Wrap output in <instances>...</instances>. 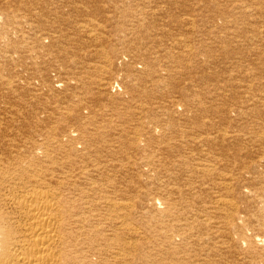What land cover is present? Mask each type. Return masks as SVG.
I'll return each mask as SVG.
<instances>
[{
    "label": "rangeland",
    "instance_id": "374dc122",
    "mask_svg": "<svg viewBox=\"0 0 264 264\" xmlns=\"http://www.w3.org/2000/svg\"><path fill=\"white\" fill-rule=\"evenodd\" d=\"M8 1L2 0L1 4L0 0V8L5 5V8L9 7L8 5H12L13 8L20 5L24 10V14H22L23 11L19 8L20 15H26V13L29 15H26L28 24L23 30L26 37L30 35L27 37L29 46L21 53L19 52L25 58H23V62L21 60L16 64L9 65L8 68L12 71L9 74L12 76L10 78H14L12 79V83L15 85L14 90H18L17 95L23 99L20 112L27 117L36 116L38 113L46 127L50 125L56 127L70 122L68 128L77 125L74 109L86 106L92 112L91 115L86 114L87 117H90L89 123L92 120L88 131L92 130L91 134L96 133L99 142L97 145L101 147L97 149V154L104 155V159L111 165L109 168H113L111 170L108 167H102L103 175L107 172L106 177L110 181L112 180V183H106L102 178V183L111 185L108 189L109 194H107L110 195V198L122 194L126 202L131 201L129 212L133 211V214L128 219L127 225L130 228L134 226L140 236H135V239L134 236L128 235L130 241L123 238V242L131 244H127L129 248L123 264H176L177 262L179 264H194L193 260H195V264H199L200 259V264L207 260L208 263L204 262L205 264H264V243L258 242L254 246L255 250L252 251V254L247 252L245 244L247 239L245 237L253 236L255 231V234L264 237V226L260 227L264 225V195H262L264 194V0H72L62 5L56 4L54 0H30L32 3L34 2L33 5L28 2L29 0ZM76 2V5L72 4ZM23 6L28 7V10ZM50 6L52 9L61 8L62 12L60 13L62 14L58 16L55 14L54 17ZM64 6H68V9ZM34 9L40 13L35 15ZM72 9L79 10L74 12ZM43 17L44 19H42ZM86 18L95 21V23L89 22L90 28L87 27V29L79 25L87 20ZM47 26L50 28L56 26L55 30H52L54 35L50 33L49 36L53 37V40H56L59 45L52 52V55L55 54L57 59L50 60L51 62L37 58L40 53L38 43L41 39L39 37L42 36L41 38L45 39L43 34L48 33V29H50ZM31 27L32 34H30ZM71 27H74L73 30L70 29ZM44 29L47 30L41 32ZM58 31H63L61 33L67 36L66 39L62 40L61 36L59 37L60 33L57 34ZM37 32L40 35H36ZM84 33L86 36H83ZM82 36L88 37L89 42H86L87 40L85 41ZM36 37L38 38L36 39ZM75 41L77 45L73 43ZM77 46L78 48H76ZM63 48L65 49L63 50ZM37 65H41L40 68ZM37 69H43V72ZM61 70L62 72L66 70V72L60 74ZM28 71L30 72L28 73ZM66 74L68 75L66 76ZM58 75H61L60 78ZM39 80L41 82H38ZM115 80L118 86H121L120 88L113 89L106 85ZM42 81H46V83ZM16 111L17 109L12 110V114H16ZM12 114L10 116H13ZM23 118L21 117L19 120H25ZM95 125L98 126L96 131ZM109 137L112 138L109 140ZM112 144L113 148L111 149ZM77 145L79 150L83 149V144L77 142ZM114 152L120 157H114ZM209 158L211 159L208 160ZM243 160L245 163L242 162ZM212 161L215 162V167H209L214 165ZM240 169L245 170H242V173ZM248 171L249 173H247ZM245 181L247 182L245 183ZM221 183L222 186H220ZM248 184L252 186L251 189ZM168 187L171 188L168 189ZM189 187L190 191L187 189ZM200 188L203 192L200 191ZM240 188L243 197L234 194ZM178 190L182 192H178ZM188 191L189 193H187ZM220 191L221 193H219ZM217 199L219 202H216ZM172 200L180 202L181 208L169 212L168 206ZM257 200L258 202L255 203ZM151 203L154 204V208L150 206ZM213 203L218 208L213 206ZM222 206L223 208H221ZM194 208L199 213L194 211ZM214 208L218 210H214ZM260 210L262 213L257 212ZM187 212H190L189 215ZM259 214L260 217H258ZM194 216L196 217L194 218ZM228 216H230L229 220ZM185 217L186 219L189 217L190 219L187 220L190 222ZM204 217L207 220H204ZM209 217L212 219H208ZM232 218L234 219L232 220ZM181 220L184 222H180ZM196 222L198 223L196 224ZM232 222L234 223L232 224ZM169 224L179 227L181 231L177 227L170 229ZM193 226L194 228H192ZM248 226L250 229L252 228V231L247 232L246 227ZM200 228L207 229L206 233L203 230V232L198 231L201 230ZM209 228H214V230L210 231ZM109 229L104 231L108 230V233H112ZM177 231L183 236H179ZM187 236L193 239H189ZM211 237L214 238L210 240ZM191 241L197 242L194 244ZM199 242L204 244V247ZM170 243H172L171 246ZM186 244L187 246H185ZM130 246L134 249L132 250ZM108 247L110 249L109 244ZM108 249L106 248L104 257L109 258L108 263L116 264L115 259L112 258L114 257L112 249L110 251ZM179 252L182 253L180 257L181 260L183 259L182 262L179 259ZM176 253L179 256H175ZM107 254H110V257ZM189 255H193L194 258L190 256L189 259ZM202 258L205 260L203 259V261Z\"/></svg>",
    "mask_w": 264,
    "mask_h": 264
},
{
    "label": "bare ground",
    "instance_id": "6f19581e",
    "mask_svg": "<svg viewBox=\"0 0 264 264\" xmlns=\"http://www.w3.org/2000/svg\"><path fill=\"white\" fill-rule=\"evenodd\" d=\"M8 1V0H7ZM15 1V0H14ZM33 1V0H32ZM43 1V0H42ZM72 0H54L56 4H64L68 3ZM74 1V0H73ZM77 1V0H75ZM9 2V1H8ZM11 2V1H10ZM28 2H31L30 0ZM39 2V1H38ZM100 2V1H99ZM1 0V4H2ZM6 3V2H5ZM24 3V2H23ZM22 3V4H23ZM27 3V2H26ZM25 3V4H26ZM32 3V2H31ZM34 3V2H33ZM32 3V5H33ZM96 3V2H95ZM7 4V3H6ZM16 4V3H15ZM14 4V5H15ZM21 4V3H20ZM28 4V3H27ZM46 4V3H45ZM73 5H76L77 2ZM79 4V3H78ZM84 4V3H83ZM82 4V5H83ZM93 4V3H92ZM104 4V3H103ZM4 5V4H3ZM40 5V4H39ZM49 5V4H47ZM51 5V3H50ZM71 5V3H70ZM80 5V4H79ZM9 7L0 8V264H111L108 263V259L106 256L104 257V253H106V248L108 249V244L110 246L111 251L114 253L113 259H115L116 264H123L125 255L128 253V248L126 242H123V238H127L129 240V236H138L139 232L136 228L128 227V219L132 216L133 211L129 212L131 208V201H127V203L123 199L122 194L115 195V198H110L108 193V189L111 185H106V183H112L106 174L103 175L102 169L109 168L111 165L104 159V155L97 154V149L101 148L98 146L99 142L97 141L98 137L95 134H91V131H88V127L90 126L89 120L90 117H87L92 114L86 106H80L74 109V113L76 115L77 125L71 126L68 128V124L70 122L60 124L59 126H44L43 120L41 119L37 113L36 116H24V113L20 112L21 104H23L21 98L17 95L18 90H14L15 85L12 83V77L9 75L12 71L9 70V65L16 64V62H20L23 58L21 53L22 50L28 48L27 37L24 35L23 30L28 24V14L20 15L21 7L18 5L14 8L12 5H8ZM29 6V5H28ZM31 6V5H30ZM81 6V5H80ZM79 6V7H80ZM88 6V5H87ZM26 7V6H25ZM24 9H27L28 7ZM32 7V6H31ZM35 7V6H34ZM47 7V6H46ZM52 15L55 14L58 16L62 13L60 9H52ZM65 8L68 6H64ZM63 7V8H64ZM71 7V6H70ZM73 7V6H72ZM5 8V9H4ZM13 8V9H12ZM41 9V7H39ZM49 8V7H47ZM62 8V9H63ZM78 8V7H77ZM46 9V8H45ZM76 9V7H75ZM86 9V8H85ZM246 9V8H245ZM28 10V9H27ZM36 9H34V13ZM43 10V8H42ZM65 10V9H64ZM71 10V9H70ZM79 10V9H78ZM77 10V11H78ZM84 10V9H82ZM95 10V9H94ZM24 14V10H22ZM72 11H74L72 9ZM71 11V12H72ZM74 11V12H77ZM89 11V10H88ZM98 11V10H97ZM49 12V11H48ZM70 12V14H72ZM80 12V13H79ZM78 13L81 14V11ZM29 13V12H28ZM40 11L36 12L39 14ZM99 13V12H98ZM32 14V13H31ZM45 14V13H44ZM67 14V13H66ZM74 14V13H73ZM101 14V13H100ZM44 16V15H43ZM56 16V17H57ZM88 16V15H87ZM42 17V16H41ZM61 17V16H59ZM70 17V16H69ZM38 18V17H36ZM40 18V17H39ZM38 18V19H39ZM62 18V17H61ZM85 18V16H84ZM83 18V19H84ZM136 18V17H135ZM31 19V18H30ZM34 19V18H33ZM44 19V17L42 18ZM51 19V18H50ZM54 19V18H53ZM76 19V18H75ZM87 20L81 22L80 27L90 26V23H95L90 18H86ZM78 20V19H77ZM95 20V19H94ZM107 20V19H106ZM110 20V19H109ZM112 20V19H111ZM125 20V19H124ZM48 21V19H47ZM65 21V19H64ZM33 22V21H32ZM31 22V23H32ZM45 22V21H44ZM52 22V21H50ZM70 22V21H69ZM109 22V21H108ZM113 23V21H111ZM194 22V21H193ZM43 23V22H42ZM67 23V22H66ZM99 23V22H98ZM41 24V23H40ZM62 24V23H61ZM74 24V23H73ZM110 24V23H109ZM136 24V23H135ZM138 24V23H137ZM42 25V24H41ZM46 25V24H45ZM47 25H49L47 23ZM57 26V24H55ZM77 25V24H76ZM98 25V24H96ZM103 25V24H102ZM121 25V24H120ZM184 25V24H183ZM48 27V33L43 34L45 39L39 37L40 42L38 43L39 54L38 59H42L47 62H51L50 60L57 59V56L52 52L58 47V42L53 40V37L49 36L50 33L54 35L55 27ZM70 26V25H68ZM72 26V25H71ZM124 26V25H123ZM46 27V28H47ZM61 27V26H60ZM66 27V26H65ZM98 27V26H93ZM92 27V28H93ZM194 27V26H193ZM45 28V27H43ZM74 28V27H73ZM71 27L70 29L73 30ZM81 28V29H82ZM90 28V27H89ZM94 28V30H95ZM120 28V27H119ZM125 28V27H124ZM123 28V30H124ZM30 34H32V27L30 28ZM69 29V30H70ZM77 29V28H76ZM80 29V30H81ZM103 29V28H102ZM118 29V28H117ZM116 29V30H117ZM28 30V29H27ZM34 30V29H33ZM47 29H44L41 32H44ZM59 30V29H58ZM91 30V29H90ZM115 30V31H116ZM120 30V29H119ZM117 30V31H119ZM139 31V29H137ZM28 31V32H29ZM38 31V30H37ZM78 31V30H77ZM82 31V30H81ZM121 31V30H120ZM39 32V31H38ZM36 35H40L38 33ZM63 31H58L60 33L59 37L64 40L67 37L65 34L61 33ZM70 32V31H69ZM92 32V31H91ZM23 33V34H22ZM68 33V32H67ZM66 33V34H67ZM79 33V32H77ZM76 33V36H77ZM83 33V32H82ZM81 33V34H82ZM124 33V32H123ZM137 34V32L135 31ZM28 34V33H27ZM26 34V35H27ZM74 34V33H73ZM87 34V33H86ZM120 34V33H119ZM135 34V35H136ZM35 35V34H34ZM33 35V36H34ZM48 35V36H47ZM71 35V34H70ZM80 35V34H79ZM107 35V34H105ZM47 36V37H46ZM72 36V35H71ZM81 36V35H80ZM83 36H86L85 33ZM82 36V37H83ZM137 36V35H136ZM120 37V36H119ZM128 37V36H126ZM38 37H36L37 39ZM69 38V36H68ZM67 38V39H68ZM76 38V37H75ZM79 39H82L78 37ZM85 41L87 40L86 37ZM94 38V37H93ZM100 38V37H99ZM228 38V37H227ZM32 39V37H31ZM57 39V38H56ZM66 39V38H65ZM72 40V39H71ZM93 40V39H92ZM224 40V39H223ZM226 40V37H225ZM74 41V40H73ZM83 41V40H82ZM91 41V40H90ZM95 41V39H94ZM120 41V40H119ZM124 41V40H123ZM37 42V41H34ZM48 42V43H47ZM66 42V41H65ZM64 42V43H65ZM86 42H89L87 40ZM105 42V41H104ZM112 42V41H111ZM60 43V42H59ZM72 43V42H69ZM68 43V44H69ZM77 45L76 41L73 42ZM80 43V42H79ZM224 43V42H223ZM62 44V43H61ZM93 44V43H92ZM95 44V42H94ZM36 45V44H35ZM64 45V44H63ZM62 45V46H63ZM79 45V44H78ZM101 45V43H100ZM217 45V44H215ZM228 45V44H227ZM66 46V45H65ZM63 46V47H65ZM93 46V45H92ZM218 46V45H217ZM61 47V46H60ZM68 47V46H67ZM66 47V48H67ZM72 47V46H70ZM74 47V46H73ZM129 47V46H128ZM127 47V48H128ZM69 48V47H68ZM78 48V46L76 47ZM36 49V48H35ZM59 50V48H57ZM65 48H63L64 50ZM75 49V48H74ZM104 49V48H103ZM113 49V48H112ZM72 49L70 48V51ZM78 50V49H77ZM131 50V49H130ZM36 51V50H35ZM60 51V50H59ZM58 51V52H59ZM190 51V50H189ZM56 52V51H55ZM57 52V53H58ZM62 52V51H61ZM85 52V51H84ZM36 53V52H35ZM60 53V52H59ZM65 53V52H64ZM197 53V52H196ZM69 54V53H68ZM67 54V55H68ZM75 54V53H74ZM159 54V53H157ZM195 54V53H194ZM56 56V57H55ZM63 56V54H62ZM70 56V55H68ZM64 57V56H63ZM72 57V56H71ZM74 57V56H73ZM135 57V56H133ZM132 57V59H133ZM138 57V56H137ZM142 57V56H140ZM30 58V57H28ZM27 58V59H28ZM34 58V57H32ZM31 58V59H32ZM107 58V57H106ZM62 59V58H61ZM37 60V59H36ZM72 60V59H71ZM75 60V59H74ZM130 62L131 59L129 58ZM135 60V59H134ZM137 60V58H136ZM195 60V59H194ZM32 61V60H31ZM66 61V60H65ZM21 62V63H22ZM43 62V61H42ZM59 62V61H58ZM134 62V61H133ZM25 63V62H24ZM46 63V62H45ZM139 63V61H138ZM19 64V63H18ZM32 64V62H31ZM38 64V63H36ZM40 64V63H39ZM43 64V63H42ZM48 64V63H47ZM57 64V63H56ZM129 64V63H128ZM137 64V63H136ZM21 65V64H20ZM25 65V64H24ZM46 65V64H45ZM50 65V64H48ZM53 65V64H51ZM59 65V64H58ZM173 65V64H172ZM16 66V65H15ZM39 68L40 66L37 65ZM43 66V65H42ZM55 66V65H54ZM78 66V65H77ZM134 66V65H133ZM20 67V66H19ZM26 67V65H25ZM46 67V66H45ZM132 67V66H131ZM23 68V67H22ZM21 68V69H22ZM44 68V67H43ZM52 68V67H51ZM56 68V67H55ZM61 68V67H60ZM63 68V67H62ZM73 68V67H72ZM137 68V67H135ZM134 68V69H135ZM11 69V68H10ZM14 69V68H13ZM20 69V70H21ZM28 69V68H27ZM26 69V70H27ZM87 69V68H86ZM133 69V68H132ZM43 72V69H37ZM51 70V69H50ZM79 70V69H78ZM136 70V69H135ZM25 71V70H24ZM31 71V70H30ZM28 71V73L30 72ZM38 71V72H39ZM84 71V70H83ZM138 71V70H137ZM63 72H66L63 71ZM61 70V73H63ZM75 72V71H74ZM35 73V71H34ZM32 73V74H34ZM56 73V72H55ZM133 73V71H132ZM50 74V73H49ZM54 74V73H53ZM76 74V73H75ZM37 75V74H35ZM39 75V74H38ZM37 75V76H38ZM42 75V74H41ZM68 74H66L67 76ZM77 75V74H76ZM74 75V76H76ZM88 75V74H87ZM131 75V74H130ZM33 76V75H31ZM43 76V75H42ZM57 76V75H56ZM61 76V75H60ZM58 75V78H60ZM65 76V75H64ZM62 76V77H64ZM65 76V77H66ZM105 76V75H104ZM36 77V76H35ZM46 77V76H44ZM20 78V77H19ZM37 78V77H36ZM74 78V77H73ZM72 78V80H73ZM105 78V77H104ZM48 79V75H47ZM51 79V78H50ZM68 79V78H67ZM16 80V79H15ZM24 80V79H23ZM32 80V79H31ZM36 80V79H33ZM71 80V79H70ZM29 81V80H28ZM63 81V79H62ZM76 81V79H75ZM113 81V80H112ZM127 81V80H125ZM155 81V80H154ZM38 82H41L40 80ZM43 82V81H42ZM65 82V81H64ZM102 82V81H101ZM99 82V83H101ZM115 82V83H114ZM109 82L106 85L109 88L119 87L116 83ZM43 83H46L44 81ZM114 83V84H113ZM17 84V83H16ZM33 84V83H32ZM35 84V83H34ZM82 84V83H81ZM132 84V83H131ZM130 84V85H131ZM169 84V83H168ZM167 84V85H168ZM64 85V84H63ZM128 85V84H127ZM31 86V85H30ZM70 86V85H69ZM105 86V85H104ZM124 86H126L124 84ZM36 87V86H35ZM84 87V86H83ZM87 87V86H86ZM103 87V86H102ZM121 87V86H120ZM119 87V88H120ZM132 87V86H131ZM175 87V86H174ZM22 88H24L22 86ZM107 88V87H106ZM108 88V89H109ZM124 88V87H123ZM225 88V87H224ZM53 89V88H52ZM68 89V88H67ZM175 89V88H174ZM43 90V89H42ZM23 91V90H22ZM29 91V90H28ZM117 91V90H115ZM164 91V90H163ZM249 91V90H248ZM10 92V93H8ZM35 92V91H34ZM77 92V91H76ZM251 92V91H250ZM48 93V92H47ZM54 94V93H53ZM61 94V93H60ZM75 94V93H74ZM23 95V94H22ZM17 96V97H16ZM21 96V94H20ZM64 96V95H63ZM55 97V95H54ZM79 97V96H78ZM83 97V95H82ZM18 98V99H17ZM23 98V97H22ZM45 99V98H44ZM25 100V99H24ZM38 100V99H37ZM68 100V99H67ZM27 101V100H26ZM74 101V100H73ZM80 103L82 101L79 100ZM78 101V102H79ZM91 101V100H90ZM84 102V101H83ZM82 102V103H83ZM191 102V101H190ZM193 102V101H192ZM25 104V103H24ZM55 104V103H54ZM77 104V103H76ZM190 104V103H189ZM194 104V103H193ZM196 104V103H195ZM202 104V103H199ZM27 105V104H26ZM56 105V104H55ZM74 105V103H73ZM191 105V104H190ZM198 105V104H197ZM75 106V105H74ZM73 106V107H74ZM88 106V105H87ZM199 106V105H198ZM63 107V106H62ZM194 107V106H193ZM197 107V106H196ZM42 108V107H40ZM17 109L16 114H12V110ZM10 110L11 112H9ZM71 110V109H70ZM61 111V110H60ZM66 111V110H65ZM64 111V112H65ZM33 112V111H32ZM12 114L13 116H10ZM60 114V113H58ZM68 114V113H67ZM87 114V115H86ZM50 116V115H49ZM71 116V115H70ZM11 117V118H10ZM21 117H24L25 120H19ZM65 117V116H64ZM92 117V116H91ZM33 118V120H32ZM74 122V121H73ZM75 123V122H74ZM95 124V123H94ZM48 125V124H47ZM73 125V124H72ZM98 125V124H97ZM207 126V125H205ZM47 129H46V128ZM95 131L98 126H96ZM210 127V126H209ZM92 128V127H90ZM206 128V127H205ZM94 129V128H93ZM90 130V129H89ZM101 130V129H100ZM103 131V130H102ZM101 131V132H102ZM107 132V131H106ZM168 132V131H167ZM94 133V132H93ZM100 133V132H99ZM103 133V132H102ZM171 133V132H170ZM215 134V133H214ZM106 135V133H105ZM111 135V134H108ZM167 135V134H166ZM229 135V134H227ZM162 136V135H161ZM214 136V135H213ZM212 136V137H213ZM216 136V135H215ZM78 139H75V138ZM103 137V136H102ZM105 137V136H104ZM166 137V136H165ZM223 137V136H220ZM219 137V138H220ZM261 137V136H260ZM112 137H109V140ZM218 138V139H219ZM101 139V138H99ZM107 139V138H106ZM158 139V138H157ZM217 139V140H218ZM108 140V141H109ZM185 140V139H184ZM210 140V139H209ZM213 140V139H211ZM210 140V141H211ZM221 140V139H220ZM105 141V140H104ZM205 141V140H204ZM207 141V140H206ZM77 142L83 144V149L79 150L77 148ZM102 142V141H100ZM112 142V140H111ZM217 142V141H216ZM98 144V145H97ZM108 144V143H107ZM110 144V143H109ZM202 144V143H201ZM214 144V142H213ZM81 146V145H80ZM106 147V146H105ZM111 149L113 148L110 147ZM109 148V149H110ZM116 148V146H115ZM140 148V147H139ZM104 149V148H103ZM108 150V149H107ZM120 150V149H119ZM103 151V150H102ZM116 151V150H115ZM161 151V150H160ZM99 152V151H98ZM118 152V151H117ZM101 153V151H100ZM104 153V152H102ZM107 153V152H106ZM113 153V152H111ZM120 153V152H119ZM114 157L119 156L114 152ZM207 154V153H206ZM110 155V154H109ZM219 156V155H217ZM216 156V157H217ZM112 157V156H111ZM120 157V156H119ZM208 157V156H207ZM215 157V156H213ZM215 157V158H216ZM262 157V156H261ZM220 158V157H219ZM240 158V157H239ZM189 159V157H188ZM209 158L208 160H210ZM223 159V158H222ZM242 159V158H241ZM240 159V161H241ZM190 161V160H189ZM207 161V160H205ZM214 161V160H213ZM212 161V162H213ZM221 161V160H220ZM236 161V160H235ZM238 161V162H240ZM113 162V161H112ZM201 162V161H200ZM219 162V161H218ZM223 162V161H222ZM225 162V161H224ZM237 162V163H238ZM244 162V160L242 161ZM263 162V161H262ZM213 162L212 164H214ZM241 163V162H240ZM245 163V162H244ZM211 164V165H212ZM224 164V163H222ZM239 164V163H238ZM237 164V165H238ZM247 164V163H246ZM244 164V165H246ZM202 165V164H200ZM205 165V164H204ZM207 165V163H206ZM210 165V164H209ZM208 165V166H209ZM221 165V164H220ZM226 165V164H225ZM263 165V164H262ZM207 166V167H208ZM215 167V164L209 167ZM239 166V165H238ZM103 167V168H102ZM126 167V166H125ZM200 167V166H199ZM197 167V168H199ZM206 167V168H207ZM217 167V165H216ZM237 167V166H236ZM243 167V166H242ZM240 167V168H242ZM254 167V166H252ZM118 168V167H117ZM139 168V167H138ZM225 168V167H224ZM238 168V167H237ZM236 168V169H237ZM111 169V168H109ZM113 169V168H112ZM111 169V170H112ZM120 169V167H119ZM210 169V168H209ZM214 169V168H213ZM235 169V170H236ZM254 169V168H253ZM106 170V169H105ZM117 170V169H116ZM207 170V169H206ZM205 170V172H206ZM241 170V169H240ZM245 170V169H242ZM241 170V171H242ZM108 171V170H106ZM114 171V170H113ZM199 171V170H198ZM201 171V169H200ZM204 171V170H203ZM213 171V170H211ZM215 171V170H214ZM247 171V169H246ZM253 171V170H252ZM111 172V171H110ZM121 172V171H117ZM255 172V171H254ZM115 173V172H113ZM180 173V172H179ZM212 173V172H211ZM243 173V171H242ZM249 173V171L247 172ZM246 173V174H247ZM251 173V172H250ZM116 174V173H115ZM196 174V173H195ZM236 174V173H235ZM245 174V175H246ZM254 174V173H253ZM111 175V174H109ZM114 175V174H112ZM120 175V174H119ZM185 175V174H184ZM238 175V174H237ZM262 175V174H261ZM260 175V176H261ZM116 176V175H115ZM122 176V175H121ZM253 176V175H252ZM175 177V175H174ZM238 177V176H237ZM240 177V175H239ZM242 177V176H241ZM262 177V176H261ZM101 178V180H100ZM107 178V179H106ZM112 178V177H111ZM114 178V177H113ZM119 180V176L117 177ZM176 178V177H175ZM260 178V177H259ZM264 179V178H263ZM191 180V179H190ZM233 180V179H232ZM244 180V179H243ZM249 180V178H248ZM253 180V179H252ZM256 180V179H255ZM258 180V179H257ZM114 181V180H113ZM175 181V180H174ZM192 181V180H191ZM214 181V180H213ZM216 181V180H215ZM237 181V180H236ZM239 181V178H238ZM262 181V180H261ZM117 182V181H116ZM119 182V181H118ZM172 182V181H171ZM185 182V181H184ZM183 182V183H184ZM222 182V181H221ZM225 182V181H224ZM228 182V181H227ZM232 182V181H231ZM241 182V181H240ZM247 181H245L246 183ZM255 182V181H254ZM186 183V182H185ZM184 183V184H185ZM188 183V182H187ZM192 183V182H191ZM115 184V183H113ZM195 184V183H194ZM217 184V183H216ZM226 184V183H224ZM241 184V183H240ZM251 184V183H250ZM248 184V186L250 185ZM260 186L262 184L259 183ZM176 185V184H175ZM174 185V186H175ZM182 185V184H181ZM207 185V184H205ZM214 185V184H213ZM212 185V186H213ZM219 185V184H218ZM236 185V184H235ZM234 185V188H235ZM119 186V185H118ZM188 186V185H187ZM190 186V185H189ZM193 186V185H192ZM215 186V185H214ZM222 186V183L221 185ZM219 186V187H220ZM224 186V185H223ZM229 186V185H228ZM244 186V185H243ZM177 187V185H176ZM183 187V186H182ZM216 187V186H215ZM231 187V185L229 186ZM228 187V188H229ZM250 185V189H251ZM254 187V186H253ZM257 187V184H256ZM171 187H168V189ZM173 188V187H172ZM192 188V187H191ZM203 188V187H202ZM223 188V187H222ZM239 188V186H238ZM247 188V187H246ZM179 189V188H178ZM186 189V188H185ZM190 191V187L187 188ZM194 189V188H192ZM191 189V191H192ZM209 189V188H208ZM219 189V188H218ZM248 189V188H247ZM253 189V188H252ZM114 190V189H113ZM198 190V188H197ZM226 190V189H225ZM233 190V189H232ZM245 190V188H244ZM118 191V190H116ZM172 191V190H170ZM169 191V192H170ZM174 191V190H173ZM181 190H178L180 192ZM189 191L187 193H189ZM196 191V190H194ZM201 191V188H200ZM212 191V189H210ZM242 189L234 193L235 196L241 195L243 197ZM247 191V190H245ZM119 192V191H118ZM182 192V191H181ZM186 192V191H185ZM193 192V191H192ZM203 192V191H201ZM217 192V191H216ZM225 192V191H224ZM229 192V191H228ZM253 192V191H252ZM186 193V194H187ZM195 193V192H194ZM199 193V192H198ZM208 193V192H206ZM210 193V192H209ZM221 193V191L219 192ZM226 193V192H225ZM152 194V193H151ZM167 194V193H165ZM182 194V193H181ZM196 194V193H195ZM237 194V195H236ZM255 194V193H254ZM193 196V194H190ZM197 195V194H196ZM208 195V194H207ZM217 195V194H215ZM214 195V196H215ZM264 195V194H262ZM174 197V196H173ZM176 197V196H175ZM186 197V196H185ZM184 197V198H185ZM194 198V197H193ZM200 198V197H199ZM226 198V197H225ZM260 198V197H258ZM220 199V198H219ZM217 199L216 202L219 200ZM228 199V198H227ZM249 199V198H248ZM190 200V199H189ZM199 200V199H198ZM210 200V199H209ZM221 200V199H220ZM223 200V198H222ZM230 202L231 199L229 198ZM228 200V201H229ZM237 200V199H236ZM260 201V199H258ZM258 200L255 202L257 203ZM168 201V200H167ZM170 201V200H169ZM186 201V200H184ZM183 201V202H184ZM188 201V200H187ZM212 201V200H211ZM225 201V200H224ZM248 201V200H247ZM156 202V200H155ZM154 202V203H155ZM181 202V203H183ZM189 202V201H188ZM187 202V203H188ZM202 202V200H201ZM200 202V204H202ZM219 202V201H218ZM234 202V201H233ZM246 202V200H245ZM134 203V202H133ZM186 203V204H187ZM199 203V202H198ZM221 203V202H220ZM226 203V202H225ZM229 203V202H228ZM226 203V204H228ZM147 204V203H146ZM200 204L198 206H200ZM214 204V203H213ZM235 204V203H234ZM133 205V204H132ZM183 205V204H182ZM195 205V204H194ZM252 205V204H251ZM141 206V205H140ZM150 206L154 204L151 203ZM212 206V205H210ZM217 207V205H213ZM254 206V204L252 205ZM180 202L176 200H172L168 206L169 212L173 209H179ZM187 207V206H186ZM220 207V206H219ZM134 208V207H133ZM181 208V207H180ZM205 208V206H204ZM218 208V207H217ZM217 208H214L216 210ZM223 208V206L221 207ZM234 208V207H233ZM144 209V208H143ZM187 209V208H185ZM201 209H203L201 207ZM199 209V210H201ZM206 209V208H205ZM228 209V208H227ZM253 209V208H252ZM197 210V209H196ZM194 208V211H196ZM207 210V209H206ZM218 210V209H217ZM235 210V208H234ZM233 210V212H234ZM157 211V210H156ZM184 211V209H182ZM190 211V209H189ZM210 211V209H209ZM220 211V210H219ZM142 212V211H141ZM151 212V211H150ZM159 212V211H158ZM165 212V211H164ZM198 212V211H196ZM195 212V213H196ZM213 212V211H212ZM216 212V211H214ZM258 213H262V211H257ZM188 213V212H187ZM190 213V212H189ZM188 213V215H189ZM199 213V212H198ZM202 214V212H200ZM217 213V212H216ZM215 213V214H216ZM151 215V213H149ZM148 214V215H149ZM162 214V213H161ZM139 215V214H138ZM137 215V216H138ZM141 215V214H140ZM147 215V216H148ZM155 215V214H154ZM158 215V213H157ZM178 215V214H177ZM204 215V214H203ZM200 215V216H203ZM211 215H213L211 213ZM243 215V214H242ZM135 216V215H134ZM143 216V215H142ZM153 216V213H152ZM156 216V215H155ZM154 216V217H155ZM171 216V215H170ZM185 216V215H184ZM191 216V214H190ZM189 216V217H190ZM199 216V215H198ZM197 216V218H198ZM216 216V215H214ZM220 216V215H219ZM261 215L259 214L258 217ZM151 217V216H150ZM153 217V219H154ZM166 217V216H165ZM187 217V215H186ZM185 217V219H186ZM188 217V218H189ZM192 217V216H191ZM196 216H194L195 218ZM218 217V216H216ZM224 217V216H222ZM226 217V216H225ZM230 216H228V220ZM257 217V215H256ZM135 218V217H134ZM152 218V217H151ZM164 218V216H163ZM167 218V217H166ZM183 218V216H182ZM187 218V219H188ZM202 218V217H201ZM212 219L209 217L208 219ZM251 218V217H250ZM139 219V218H138ZM144 219V218H143ZM149 219V218H148ZM156 219V218H155ZM171 219V218H169ZM186 219V220H187ZM190 219V218H189ZM224 219V218H222ZM234 218H232L233 220ZM258 219V218H257ZM142 220V218H141ZM145 220V219H144ZM163 220V219H162ZM179 220V219H178ZM192 220V219H191ZM196 220V219H195ZM198 220V219H197ZM200 220V219H199ZM198 220V221H199ZM204 220H207V218ZM227 220V222H228ZM263 220V217H262ZM147 221V219H146ZM153 221V220H152ZM164 221V220H163ZM170 221V220H169ZM168 221V222H169ZM188 221V220H187ZM186 221V222H187ZM203 221L202 219L200 220ZM212 221V220H211ZM223 221V220H221ZM225 221V219H224ZM223 221V222H224ZM236 221V219H235ZM141 222V221H139ZM167 222V223H168ZM175 222V221H174ZM184 222V221H180ZM186 222L184 223L186 225ZM190 222V221H188ZM226 222V223H227ZM239 222V221H238ZM242 222V221H240ZM244 222V221H243ZM253 222V221H252ZM251 222V223H252ZM258 222V221H257ZM256 222V223H257ZM158 223V222H157ZM166 223V222H165ZM164 223V224H165ZM193 223V221H192ZM191 223V224H192ZM198 222H196L197 224ZM204 223V222H203ZM231 223V222H230ZM234 222H232L233 224ZM255 223V225H256ZM261 223V222H260ZM133 224V223H132ZM156 224V223H155ZM154 224V225H155ZM159 224V223H158ZM161 224V223H160ZM181 224V223H180ZM183 224V225H184ZM189 225V223H187ZM195 224V223H194ZM229 224V223H228ZM231 224V225H232ZM250 224V223H249ZM131 225V223H130ZM157 225V224H156ZM170 225V224H169ZM187 225V226H188ZM193 225V224H192ZM200 225V223H199ZM204 225V224H203ZM226 225V224H225ZM230 225V226H231ZM254 225V224H253ZM260 226V224H258ZM257 225V226H258ZM110 226V227H108ZM145 226V225H144ZM164 226V225H163ZM176 226V225H175ZM180 226V225H178ZM210 226V225H209ZM208 226V227H209ZM217 226V225H216ZM215 226V227H216ZM229 226V225H228ZM234 226V225H233ZM236 226V225H235ZM251 226V225H250ZM264 225H261L262 227ZM149 227V226H148ZM158 227V226H157ZM167 227V226H165ZM177 227V226H176ZM174 225H170V229L176 228ZM191 227V226H188ZM196 227V226H195ZM203 227V226H202ZM223 227V226H222ZM225 227V226H224ZM232 227V226H231ZM110 228L109 231H104L105 229ZM112 228V230H111ZM145 228V227H144ZM178 230L179 227H177ZM182 228V227H181ZM186 228V227H185ZM194 228V226L192 227ZM235 228V227H232ZM237 228V227H236ZM247 232L252 231V228L246 227ZM255 228V227H254ZM151 229V228H150ZM158 229V228H157ZM197 229V228H196ZM201 229V228H200ZM210 229V228H209ZM214 230V228H211ZM210 229V231H211ZM217 229V228H216ZM227 229V228H226ZM242 229V228H241ZM143 230V229H142ZM189 230V229H188ZM205 232L203 228L198 231ZM219 230V229H218ZM229 230V229H228ZM237 230V229H236ZM254 230V229H253ZM156 231V230H155ZM159 231V229H158ZM181 231V230H180ZM238 231V230H237ZM107 232V233H106ZM144 232V231H142ZM146 232V231H145ZM150 232V231H149ZM168 232V231H167ZM173 232V231H172ZM176 232V231H175ZM178 232V231H177ZM186 232V231H185ZM193 232V231H192ZM196 232V231H195ZM193 232V233H195ZM200 232V234H201ZM218 232V231H217ZM244 232V231H243ZM258 232V231H257ZM260 232V231H259ZM157 233V232H156ZM159 233V232H158ZM179 233V232H178ZM199 233V232H198ZM206 233V232H205ZM204 233V234H205ZM216 233V232H215ZM214 233V235H216ZM232 233V232H231ZM253 233V232H252ZM256 233V231H255ZM253 236L245 237L246 239V247L247 252H251L255 250L254 246L257 245L258 242L264 243V237H261L258 234ZM149 234V233H148ZM173 234H175L173 232ZM203 234V233H202ZM209 234V233H207ZM211 234V233H210ZM237 234V233H236ZM240 234V233H239ZM129 235V236H128ZM143 235V234H142ZM141 235V236H142ZM145 235V233H144ZM147 235V234H146ZM150 235V234H149ZM167 235V234H166ZM164 235V237L166 236ZM177 235V234H176ZM186 235V234H184ZM197 235V234H196ZM195 235V236H196ZM126 236V237H125ZM163 236V235H162ZM179 236H183V234L179 233ZM202 236V235H200ZM208 236V235H206ZM205 236V237H206ZM210 236V235H209ZM109 237V238H107ZM111 237V238H110ZM147 237V236H145ZM144 237V238H145ZM171 237V236H170ZM169 237V238H170ZM188 237V236H187ZM186 237V238H187ZM194 237V236H190ZM217 237V236H216ZM215 237V238H216ZM143 238V237H142ZM166 238V237H165ZM172 238V237H171ZM189 238V237H188ZM211 237L210 240H212ZM132 239V238H131ZM136 239V237H135ZM147 239V238H146ZM193 239V238H189ZM197 239V236H196ZM126 240V239H125ZM167 240V238L165 239ZM170 240V239H169ZM187 240V239H186ZM199 240V235H198ZM205 240V239H204ZM214 240V239H213ZM130 241V240H129ZM175 241V240H174ZM173 241V242H174ZM185 242V240H183ZM201 241V240H200ZM209 243V240H207ZM242 241V240H241ZM134 242V239H133ZM190 242V241H189ZM194 243V241H191ZM197 242V241H196ZM195 242V243H196ZM213 242V241H212ZM136 243V242H135ZM178 244V242H176ZM175 243V245H176ZM181 241L179 242L180 245ZM194 243V244H195ZM201 243V242H199ZM202 243H204L202 241ZM201 243V244H202ZM208 243H205L208 245ZM211 243V241H210ZM215 243V242H214ZM244 244V242L242 241ZM168 244V243H167ZM183 244V243H182ZM131 245V244H129ZM172 243H170V246ZM178 245V246H179ZM184 245V244H183ZM192 245V243H191ZM199 245V244H198ZM204 247V244H202ZM205 245V246H206ZM240 245V244H238ZM135 246V245H134ZM169 246V245H168ZM187 246V244L185 245ZM194 246V245H193ZM197 246V245H196ZM195 246V248H196ZM200 246V245H199ZM133 250L134 247L130 246ZM173 247V246H172ZM176 247V246H174ZM181 247H183L181 245ZM241 247V246H240ZM177 248V247H176ZM193 248V247H191ZM199 248V247H198ZM218 248V247H217ZM220 248V247H219ZM108 249V251H110ZM178 249V248H177ZM181 249V248H180ZM185 249V247H184ZM200 249V248H199ZM240 249V248H239ZM257 249V248H256ZM172 250V249H171ZM176 250V249H175ZM191 250V249H190ZM193 250V249H192ZM205 250V249H204ZM242 250V248H241ZM185 251V250H183ZM194 251V250H193ZM197 251V250H196ZM200 251V250H198ZM208 251V250H206ZM205 251V252H206ZM176 252V251H175ZM180 252H182L180 250ZM179 259L182 255L180 253ZM195 252V251H194ZM193 252V253H194ZM226 252V251H225ZM257 252V251H256ZM109 253V252H108ZM111 252V254H113ZM172 253V252H171ZM185 253V252H184ZM183 253V254H184ZM188 253V252H187ZM185 253V254H187ZM192 253V252H191ZM192 253V254H193ZM199 253V252H198ZM208 253V252H207ZM210 253V252H209ZM254 253V252H253ZM174 254V253H173ZM184 254V255H185ZM196 255L197 252H195ZM201 254V253H200ZM203 254V252H202ZM258 254V253H257ZM108 255V254H107ZM110 255V254H109ZM108 255V256H109ZM254 255V254H253ZM256 255V254H255ZM171 256V255H170ZM169 256V257H170ZM189 255V259H190ZM193 256V255H192ZM191 256V257H192ZM202 256V255H201ZM207 256V255H206ZM210 256V255H209ZM252 256V255H251ZM110 257V256H109ZM127 257V255H126ZM204 257V254H203ZM211 257V256H210ZM194 258V257H192ZM191 258V259H192ZM205 258V257H204ZM202 258V260L204 259ZM209 258V257H208ZM254 258V256H252ZM112 259V260H113ZM198 259V257H197ZM256 259V258H255ZM173 260V259H172ZM174 260L175 257H174ZM181 260V259H180ZM183 260V259H182ZM181 260V262H182ZM193 260V259H192ZM201 260V259H200ZM199 260V264L201 263ZM205 260V259H204ZM203 260V261H204ZM254 261V259H252ZM259 260V259H258ZM171 261V260H170ZM191 261V260H187ZM195 260H193V263ZM210 261V260H209ZM264 261V260H263ZM174 262V261H173ZM184 262V261H183ZM197 262V261H196ZM205 262V261H204ZM208 263V260L207 262ZM174 264V263H173ZM176 264H179L177 262Z\"/></svg>",
    "mask_w": 264,
    "mask_h": 264
}]
</instances>
